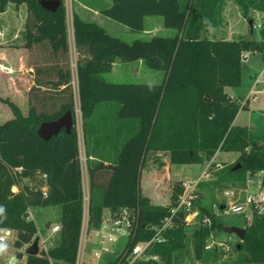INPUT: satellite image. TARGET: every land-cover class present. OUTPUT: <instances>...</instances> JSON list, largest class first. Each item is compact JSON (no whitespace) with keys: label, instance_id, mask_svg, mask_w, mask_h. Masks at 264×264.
Segmentation results:
<instances>
[{"label":"trees","instance_id":"obj_1","mask_svg":"<svg viewBox=\"0 0 264 264\" xmlns=\"http://www.w3.org/2000/svg\"><path fill=\"white\" fill-rule=\"evenodd\" d=\"M227 0H110L99 14L116 22L130 33H141L145 17L162 18L163 27L174 31L172 37H152L148 41L126 43L110 36L95 22L72 14L73 44L78 55L76 82L78 107L86 156L88 188V227L97 228L105 211L122 208L137 211V229L133 243L154 237L152 226L160 225L176 206L180 185L175 186L170 202L152 205L141 194L140 180L147 157L156 152L168 155L174 166L202 165L217 153H233L232 165L214 172L212 182L218 189L243 185L250 175L264 178V136L247 127L233 124L238 112L248 108L224 91L241 84V69L246 53L264 56V28L258 41L239 37L234 40L208 39L203 32L215 29ZM248 19L250 11L264 15V0H232ZM51 13L37 0H0V14L9 4L25 5L27 17L23 47H42L52 66L37 69L28 96V112L8 99H0L12 113V119L0 125V231L14 232L12 244L18 260L24 264H74L83 219L82 174L79 143L74 127V99L68 63V32L64 0ZM250 20V19H249ZM61 62L60 64H58ZM141 62L148 69L162 72L158 85L114 84L103 75L112 65ZM45 101L53 109L47 110ZM55 108V109H54ZM71 112L73 127L61 130L48 141L38 138L36 130L44 122ZM106 114L105 116H102ZM100 115L102 118H98ZM99 120V121H98ZM87 138L113 146L114 159H99L88 152ZM239 164L240 169L233 170ZM20 170L17 172V170ZM40 182L47 187L20 186L21 180ZM17 187L18 192L11 191ZM223 204H218L217 208ZM264 206V203L262 204ZM61 209L59 243L40 249L37 256L22 250L37 238V228L28 216L31 207ZM197 221L202 215L211 220L209 227L196 226L191 236L185 232L183 211L173 219V227L163 233L164 241L151 245L149 253L159 261L134 264H177L192 253L202 264H217L221 251L207 250V241L221 230L217 215L197 202ZM230 264H264V209L255 211L244 226V238L233 244ZM0 246V258L3 254ZM104 264H117L112 256Z\"/></svg>","mask_w":264,"mask_h":264},{"label":"rangeland","instance_id":"obj_2","mask_svg":"<svg viewBox=\"0 0 264 264\" xmlns=\"http://www.w3.org/2000/svg\"><path fill=\"white\" fill-rule=\"evenodd\" d=\"M67 30L70 39H68V63L71 72V86L74 99V127L78 136L79 156L82 174V184L84 196L87 197V178H86V156L85 147L82 135V120L78 107L77 82H76V61L78 55L72 42L71 26L72 14L76 13L84 21L101 22L102 26L110 35L116 37L126 43H131L134 40L148 41L152 37H172L174 31L163 28L162 25L155 26L154 22L158 18L152 17L147 21V31L143 33H130L124 26L113 22L112 20L102 16H96L103 7L110 5V0H64ZM19 7L15 4H9L5 15L0 17V79L3 80L4 91L0 92V99H8L16 104L21 112L26 115L28 112V96L30 89L33 87V80L37 69H45L52 66V61L48 58L46 51L38 46H33L31 50L23 47L24 41L22 38L27 12L25 5ZM100 15V14H99ZM250 19V20H249ZM251 23V26L249 25ZM155 26V27H153ZM69 27V29H68ZM264 28V15L250 11L247 18H243L240 8L232 1L227 0L222 8L220 22L215 29H207L203 34L208 39L214 40H234L239 37H245L258 41L259 30ZM150 30H153L151 32ZM15 34H17L15 36ZM151 34V35H150ZM16 50V52H15ZM23 50L21 53H18ZM19 54V55H18ZM59 62L58 64H60ZM241 69V84L237 88H229L228 93L231 94H246L248 88L252 84L255 77L259 76L264 69V56L259 53H246L243 59ZM22 65V66H21ZM8 68V69H7ZM10 68V70H9ZM30 69V72H29ZM8 74V75H7ZM162 72H156L148 69L141 62L135 63H119L111 71V73L103 77L104 81L116 84H156L161 81ZM10 76V77H9ZM264 78V76H263ZM234 100L242 102L244 96L231 97ZM47 110L53 109L51 102L45 101ZM5 104L0 102V106ZM249 109L240 110L235 118V125L239 127L250 126L252 134L264 136V94L257 95L255 101L249 102ZM11 114L8 106L3 107ZM55 109V108H54ZM3 115V114H2ZM1 115V116H2ZM103 114L102 116H105ZM12 117V114H11ZM98 118H102L98 115ZM99 121V120H98ZM4 120H0L2 124ZM86 148L93 156L112 161L114 159L113 146L109 144H100L97 147L92 138H87ZM237 155L233 153H218V156L210 162H205L202 165H187L174 166L168 162V155L163 152L150 154L144 165L141 173L140 187L141 194L145 197H150L149 201L152 205L165 206L170 202V196L175 186L183 182L197 183L195 193L197 195L196 202L204 208H207L218 215V220L222 227L244 228L250 221V216L245 219L242 215L230 214L223 215L217 212V205L224 204V189H218L212 185L213 181H201L203 172L208 168L212 172L222 170L225 166L232 165L235 162ZM41 178L35 177L34 180H21V187L40 188ZM229 190L235 191L234 200L242 202L246 195H252L259 199L264 196L263 174L257 173L250 175L245 184L229 185ZM87 211V201L83 202V214ZM220 215V216H219ZM28 216L37 226L39 237L41 240L48 237V249L56 246L59 243V232L51 233L45 229V224L50 223L51 226L59 225L61 218V209L59 207H31L29 208ZM196 226L193 224L186 225L185 232L187 236H191L195 231ZM4 232L0 231V236ZM15 238L14 232H9V236L3 247V254L0 258V264H8L11 258H14L15 264H24L25 257L18 260L15 256V250L12 247ZM240 241L235 235L227 234L222 230H215L207 243L212 246L211 249L221 251L223 256L217 264H230L233 259V244ZM218 244V245H216ZM41 248H39L40 250ZM24 252V251H23ZM86 261L85 264H95L91 258V245L86 244ZM98 263V264H102ZM177 264H202L194 260L192 253L185 255L177 261Z\"/></svg>","mask_w":264,"mask_h":264},{"label":"built area","instance_id":"obj_3","mask_svg":"<svg viewBox=\"0 0 264 264\" xmlns=\"http://www.w3.org/2000/svg\"><path fill=\"white\" fill-rule=\"evenodd\" d=\"M263 76L264 69L259 76L254 78L244 96V99L240 102L241 105H248L251 100L255 101L257 99V95L264 94ZM19 171L20 170L18 169L17 172ZM201 178H203L201 181L211 182L215 180V175L214 172L206 168ZM41 180H45L44 175L41 176ZM196 185V182L193 184H190V182H183L180 184L182 194L179 195L176 206L170 210V216L162 220L160 225L150 227L155 234L149 241L133 243L137 229V211L135 209L122 208L114 213L105 211L97 228L88 227V211H86V213L83 214L74 264H85L87 243L91 245V258L95 264L101 263V260H103L102 264H104V260L108 256L118 259L117 264H134L139 261H159V258L156 255H151L149 253V249L151 245L164 241L162 235L166 230L172 229L173 219L176 217L178 211H183L185 213V225L193 224L202 227H209L211 225L210 218L205 214L202 215L200 221H197L199 214L198 210L194 207V203L197 200V195L195 193ZM40 190L43 196H46L47 187L44 183ZM82 192L83 202L87 201L88 203V190L87 197L84 196L83 189ZM224 197L225 202L222 205V209L216 208L220 215L237 214L244 216L246 219L247 216L252 218L255 211L261 213L264 209V206L262 205L264 203V196L263 198L256 199L252 195H246L242 202H237L234 200L235 191L225 190ZM48 230L54 234L59 232L60 226H51V224H49ZM8 236L9 231H5L0 236V245L6 242ZM211 248L212 246L207 243L206 249L210 250ZM8 264H15L14 258H11L8 261Z\"/></svg>","mask_w":264,"mask_h":264},{"label":"water","instance_id":"obj_4","mask_svg":"<svg viewBox=\"0 0 264 264\" xmlns=\"http://www.w3.org/2000/svg\"><path fill=\"white\" fill-rule=\"evenodd\" d=\"M39 6L47 12H55L60 6V0H37ZM251 26V23H249ZM73 127V117L71 112H66L59 119L51 122L42 123L36 130L37 136L42 141H48L51 137L56 136L61 130H64L67 134L70 132ZM240 169V165L237 164L233 170ZM264 184V178H263ZM24 192H28V188L24 187ZM222 209V206L220 207ZM49 227V223L46 225ZM221 230L227 234L235 235L240 241L244 238V228L236 227H222ZM39 240L38 238L34 239L33 242L25 249L24 254L26 256H37L39 253Z\"/></svg>","mask_w":264,"mask_h":264},{"label":"crops","instance_id":"obj_5","mask_svg":"<svg viewBox=\"0 0 264 264\" xmlns=\"http://www.w3.org/2000/svg\"><path fill=\"white\" fill-rule=\"evenodd\" d=\"M20 6H22V5H19V6H17V7H19V9H20V11H21V7ZM8 8V7H7ZM7 8H6V11L4 12V13H2V14H0V17H2L3 15H5L6 14V12H7ZM95 15L96 16H99L101 19H102V16L101 15H99L98 13H95ZM152 17H145L144 18V21H143V31L141 32V33H143V32H145V31H147V21H149L148 19H151ZM156 18H158V20L156 21H154V22H150V23H155V26H156V24L157 25H162V27H163V23H162V18H160V17H156ZM97 24H99L100 26H102V24L103 23H101V22H97ZM155 26H153V27H155ZM103 27V26H102ZM104 28V27H103ZM164 28V27H163ZM68 29H69V27H68ZM105 29V28H104ZM106 30V29H105ZM151 32H153V30H150ZM67 32H68V30H67ZM106 32L108 33V31L106 30ZM109 34V33H108ZM17 34H15V36H16ZM110 35V34H109ZM151 35V34H150ZM68 36H69V33H68ZM110 36H112V35H110ZM71 37H72V42H73V36H72V26H71ZM68 39H70V37H68ZM74 45V44H73ZM23 50H20L18 53H21ZM15 52H16V50H15ZM17 53V52H16ZM19 55V54H18ZM115 65H116V63H114L113 65H112V69H111V71H113V69H114V67H115ZM22 66V65H21ZM8 69V68H7ZM9 70H10V68H9ZM29 72H30V69H29ZM111 73V72H110ZM109 74V73H108ZM8 75V74H7ZM105 75H107V74H105ZM105 75H103L102 77H104ZM162 76H161V81H162V78H163V73L161 74ZM10 77V76H9ZM161 81L159 82V83H156V84H145V85H158V84H160L161 83ZM106 82V81H105ZM108 83H112V82H108ZM114 84H116V83H114ZM120 84H127V83H120ZM4 85V83H3V80H1L0 79V92L1 91H4V89L2 88V86ZM228 89L229 88H225L224 89V91H225V93L227 94V95H229L230 97H236V96H240V95H242V96H245V94L244 93H239V94H231V93H228ZM5 99V98H4ZM7 106V105H6ZM3 107H5V105L4 106H0V120H4V122L3 123H5V122H7L8 120H10V119H12V117H11V114H9L8 113V111H7V109H4ZM248 109H249V107H248ZM3 114V115H2ZM2 115V116H1ZM2 123V124H3ZM2 124H0V125H2ZM233 124L235 125V120H234V122H233ZM236 126V125H235ZM245 127H247L248 129L250 128V126H248V125H246ZM250 130V129H249ZM216 156H218V153L216 154ZM82 189H83V184H82ZM88 190V189H87ZM11 191L12 192H14V193H16V192H18V188L17 187H12L11 188ZM148 197V196H147ZM149 199H150V197H148ZM28 213H29V209H28ZM30 218V217H29ZM31 219V218H30ZM50 224V223H49ZM46 225L47 224H45V229H48V227H46ZM36 228H37V226H36ZM37 238H38V240H39V248H41V249H44V250H48V237L47 238H45V239H43V240H41L40 239V237H39V233H38V229H37ZM28 246H26V247H24V249L22 250V252L23 251H25V249L27 248ZM24 253V252H23Z\"/></svg>","mask_w":264,"mask_h":264},{"label":"clouds","instance_id":"obj_6","mask_svg":"<svg viewBox=\"0 0 264 264\" xmlns=\"http://www.w3.org/2000/svg\"><path fill=\"white\" fill-rule=\"evenodd\" d=\"M3 211V209L2 208H0V212H2Z\"/></svg>","mask_w":264,"mask_h":264}]
</instances>
